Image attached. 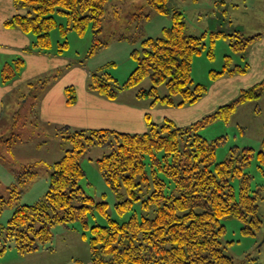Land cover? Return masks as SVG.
Wrapping results in <instances>:
<instances>
[{"label": "trees", "instance_id": "obj_1", "mask_svg": "<svg viewBox=\"0 0 264 264\" xmlns=\"http://www.w3.org/2000/svg\"><path fill=\"white\" fill-rule=\"evenodd\" d=\"M147 1L158 12L169 14L171 11L169 0ZM14 2L17 8L23 7L26 11L15 13L5 25L17 26L33 34L32 47L37 51L48 52L52 47L50 32L58 25L56 11L68 19L67 25L60 24L62 35L70 29L83 33L91 23L95 33L92 51L105 44L98 35L109 0ZM172 20L170 26L163 28L161 36L143 38L141 49L132 51L136 66L124 84L110 73H93L88 88L115 99L122 90L136 87L149 77L151 87L139 89L138 97H152L153 105L158 102L181 106L196 103L207 92V86L196 83L192 77L193 57L203 50L204 35L187 32L183 12L178 8L173 9ZM259 36L261 34L247 36L239 29L233 33L212 32L213 38H229L232 48L241 53ZM67 43L64 41L60 45ZM59 51L61 53L62 48ZM23 65L22 58H16L13 64H4L3 81L18 76ZM245 71L246 66L230 67L227 60L224 68L212 75ZM162 83L168 88V94L164 96L158 93ZM263 92L264 81L243 89L230 102L188 125H177L170 118L162 123L149 120L148 130L142 133L108 128L72 130L65 125L64 137L70 147L59 160L47 164L51 174L45 196L36 203L20 204L15 208L3 227L5 237L0 240V256L10 240L22 253L37 250L52 240V227L56 224L79 220L87 226L88 214L96 207L107 216L108 223L91 226L93 264H235L233 257L225 252L222 219L226 216L239 218L244 223L245 234H255L263 223L259 215L258 192L251 188V175L244 170L254 156V149L234 148L229 157L217 161V140L207 139L200 130L217 119L229 120L241 104L260 98ZM66 93L67 101L75 103L74 89L68 86ZM177 94L182 99L176 103L173 96ZM14 123L12 132L4 140L0 136V145L5 147L0 150V156L4 151H10L19 138ZM97 144L111 146V151L97 162L108 184L119 192L120 197L126 195L117 203L118 210L124 212L141 202L146 210L141 216L132 214L127 220L119 221L110 216L107 202H96L85 192L80 183L85 175L80 160L88 148ZM258 157L264 164V140ZM42 163L27 164L29 167H24L22 175H29L21 182L33 179L36 175L33 168ZM235 179L240 180L238 193ZM19 194L16 188L11 190L8 200L0 197V207L12 203Z\"/></svg>", "mask_w": 264, "mask_h": 264}, {"label": "rangeland", "instance_id": "obj_2", "mask_svg": "<svg viewBox=\"0 0 264 264\" xmlns=\"http://www.w3.org/2000/svg\"><path fill=\"white\" fill-rule=\"evenodd\" d=\"M168 6L171 11L166 14L155 10L147 0H109L102 30L98 35L99 40L105 44L96 51H92L95 33L91 23L83 33L70 29L66 35H62L60 24L67 25V16L57 11L54 13L58 25L50 32L52 47L49 51L59 53L62 48L60 55L65 59L64 67L18 85L14 88L13 95L8 96V103L12 99L14 105L8 104V112L11 108H18L19 111L16 120L12 119L13 123L15 121L17 124L16 134L19 138L10 151H4L0 156V197L8 200L11 190L16 188L20 194L12 203H5L0 207V240H4L3 227L7 225L15 208L20 204L40 201L49 189L51 169L47 164L59 160L70 147L64 137L65 125L70 126L72 130L83 129L74 127L69 122L58 123L54 119L41 118L39 109L43 94L48 92L51 85L68 79L66 89L71 86L74 94L81 96L87 90L93 73H110L121 85L124 84L136 66L132 51L141 49L143 38L162 35L163 28L173 22L174 8L183 12L188 33L204 35L205 46L201 53L193 57L192 77L196 83L205 84L207 92L196 103L187 104L188 106L158 102L152 111V121L162 123L168 117L177 125H188L230 102L243 89L264 81V0H169ZM25 11L21 7L19 12ZM237 29L247 36H261L255 38L242 53L232 48L229 38L212 37V32L218 30L233 33ZM64 41L68 42L67 45L61 46L60 43ZM227 60L230 67L239 64L246 66V71L214 77L213 72L221 71ZM151 85V79L146 77L136 87L122 90L120 99L135 105H149L153 98L138 97L137 92L141 88H150ZM158 93L160 96L168 94L165 83L158 86ZM173 99L177 103L182 96L177 94ZM193 106L195 107L192 108ZM8 116L0 121V136H3V140L12 132ZM142 132L145 131L140 133ZM200 133L211 141L217 140V161L229 157L234 148L254 149V156L244 170L251 175V188L258 192L259 215L263 223L255 234H245L242 230L243 221L235 216H226L222 219L225 225L222 240L226 245L225 252L233 257L235 264H264V164L260 163L258 157L264 140V92L260 98L241 104L229 120L217 119L204 126ZM0 150H5V147L0 145ZM110 151L111 146L102 144L87 149L80 160L85 171L80 183L96 202L108 203L111 217L124 221L132 214L141 216L146 212L141 202L135 203L124 212L117 208V203L126 195L120 197L119 192L108 184L97 162ZM35 161L43 163L33 168L36 172L33 179L22 183L24 176L27 178L29 175H22L25 172L24 167H29L28 165ZM234 184L238 193L240 180L235 179ZM87 222V226L79 220L54 225L52 240L29 252L18 251L15 242L10 240L0 256V262L93 264L90 248L91 226L96 223L107 224L108 218L98 208L93 207Z\"/></svg>", "mask_w": 264, "mask_h": 264}, {"label": "crops", "instance_id": "obj_3", "mask_svg": "<svg viewBox=\"0 0 264 264\" xmlns=\"http://www.w3.org/2000/svg\"><path fill=\"white\" fill-rule=\"evenodd\" d=\"M20 9L17 8L14 0H0V121L10 115L8 118L12 127V119L18 108L15 110L11 108L8 112L7 106L8 104L14 106L12 99L8 103V96L13 95L14 88L39 75L47 74L57 68L60 70L64 67L65 60L60 53L40 52L33 48L35 41L33 34L17 26L5 25V21ZM16 58L24 60L21 72L14 79L4 82L1 72L3 65L13 64ZM67 81L68 79L51 85L48 92L43 94L39 109L41 118L54 119L58 123L69 122L74 127L88 129L112 128L132 133L148 130L152 111L158 104L153 105L150 102L152 105H135L122 101L120 95L115 99H110L89 88L81 96H76L75 103H69L66 93Z\"/></svg>", "mask_w": 264, "mask_h": 264}]
</instances>
